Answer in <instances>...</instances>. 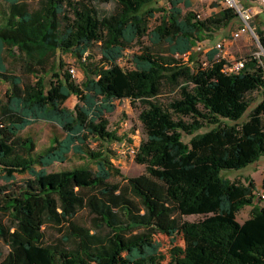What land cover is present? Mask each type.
<instances>
[{
	"label": "trees",
	"instance_id": "1",
	"mask_svg": "<svg viewBox=\"0 0 264 264\" xmlns=\"http://www.w3.org/2000/svg\"><path fill=\"white\" fill-rule=\"evenodd\" d=\"M159 1L0 3V82L10 88L0 101V216L7 218L0 220V240L10 247L6 256L0 252V264H264V173L261 193L253 178L226 177L264 157V58H246L234 75L224 72L216 50L206 55V66L199 63L194 47L240 20L236 10L202 20L181 8H191L189 0H167V9ZM110 4L116 11L106 13L102 7ZM253 30L264 48V32ZM144 39L166 45L168 57ZM138 46L129 68L122 67ZM188 52V61L174 58ZM67 54L79 62L81 83L59 58ZM5 55L23 60V72L35 81L24 84L10 74ZM166 85L174 90L168 104L161 101ZM255 94L262 97L256 105ZM73 97L72 109L66 103ZM123 98L143 108L145 139L134 159L145 173L130 179L109 146L128 149L133 140L110 130L104 110ZM41 121L58 126L62 136L39 152L22 133ZM71 158L80 165L49 171ZM246 207L252 210L240 223ZM81 211L90 214L91 227L76 222ZM191 216L202 219L183 220ZM49 229L61 234L57 242L46 240ZM179 233L183 245L167 253L153 242L157 234Z\"/></svg>",
	"mask_w": 264,
	"mask_h": 264
},
{
	"label": "rangeland",
	"instance_id": "2",
	"mask_svg": "<svg viewBox=\"0 0 264 264\" xmlns=\"http://www.w3.org/2000/svg\"><path fill=\"white\" fill-rule=\"evenodd\" d=\"M238 5H242L245 8L251 9L253 18L250 24L255 28L259 29L261 32H264V13L263 8L258 3H252L247 0H235ZM4 0H0V3H3ZM191 3V8L187 9L185 7L184 3H181V8L183 11L186 12H194L195 14H199L202 18V20L208 19L214 14L219 13L222 9L230 7L227 0H221L219 2H216L214 0H189ZM32 6L35 7L36 4L32 3ZM157 7L167 9L169 8V3L167 0H160L157 4ZM103 10L106 13H112L116 11V6L110 4L102 7ZM162 17L161 13H158L156 17L151 21L150 27L154 28L156 25L159 24V20ZM241 22L240 20L234 22L233 24L229 25L226 28H222L218 31H216L215 34H213V38H208L203 42V49L198 53V58L201 57L200 60H198L199 63L203 62L204 60V53L209 52L211 50H215L216 44L220 43L221 41H227L229 42L231 40V34L232 32L236 31L238 27L240 26ZM253 28V29H254ZM255 31V30H254ZM257 36V34H256ZM257 38H259L257 36ZM143 45L145 47H150L154 49V51L157 54H162L164 57H168V47L161 46L158 48H155L151 46V44L148 42L147 39L143 40ZM262 45L256 37L249 33L245 36H243L241 39L237 41H232L230 44L226 46L225 51H223L220 55L221 57H225L228 60H234L239 58H248V57H254L259 59L260 57H263V50L261 49ZM141 50V47H136L132 51H129V54L127 57L124 58V60L121 62V66L124 68H129V56L131 53H137ZM92 58L93 61H98L100 59L99 49L98 46H95L92 50ZM61 59V62L65 65V70L75 69V77L74 79L81 83L85 76L83 71L81 70L79 66V62L77 59L72 56L71 54L67 55H61L59 57ZM58 60V57L55 59ZM5 61L8 68V72L10 74H15L23 79V83H33L35 81L34 77L31 75H28L23 72V60H21L19 57H16L14 59L9 58L7 55H5ZM92 62V61H91ZM10 88L9 85L3 82H0V101L4 100L5 96L8 94ZM174 97V90L170 85H166L164 88V93L161 96V101L164 104H168L170 100ZM254 98L256 100V105L259 103L262 99L260 94H255ZM78 103L77 99L73 97L70 99L66 106L69 108H74L76 104ZM142 105L140 103L133 104L128 99H120L117 100L112 107H105V117L109 121V128L111 131H116L118 136H130L132 140H136L137 143L141 140L145 139V135L142 129V124L140 122L139 116L142 111ZM207 129L202 130L200 133L206 132ZM24 137H32L37 142V148L38 151H42L43 149L47 148L50 145L51 140L54 136H62V130L54 125L50 124L44 121L37 122L31 127H29L26 131L22 133ZM135 136V139L132 137ZM191 137L185 135L183 140L184 142L188 143L190 141ZM98 143H93V147H96ZM124 144H118L114 143L109 146V149H111L114 153L118 154V157H114L113 163L116 165L117 168L121 170L122 175L125 179L130 178H136L140 175H143L145 173V167L138 165L135 163L134 156L128 152V150L123 146ZM80 165V162H78L76 159L71 158L67 163L65 164H55L51 168H49L50 172H57L61 171L63 169H71L76 166ZM39 169V168H38ZM264 173V157L260 159L259 162L254 164L253 166H249L246 169L240 170V171H233L229 172V174H226V177H228L231 180H240L244 181L246 178L250 177L253 178L256 182L258 192L261 193L262 190V177ZM17 180L22 181L24 179L29 178L28 174L25 175H17ZM115 183H120L125 185L126 182L122 178H118L114 180ZM4 182L0 180V185H3ZM256 202H258L256 200ZM264 205V203H262ZM251 208L246 207L243 209L237 219L241 223L243 222ZM202 219V217L197 216H191V217H184L183 220L186 221H198ZM0 220L7 224V218L4 216H0ZM76 222L82 226L85 227H91V216L87 211H81L76 218ZM61 238V234L57 233L53 229H49L46 232V240L49 243H55ZM174 240V243H173ZM153 242L159 243L161 245V252L167 253L169 252L174 246H182L183 245V239L181 234L170 236L168 234H157L154 236ZM10 251V247L7 246V244L0 240V252L6 256Z\"/></svg>",
	"mask_w": 264,
	"mask_h": 264
},
{
	"label": "built area",
	"instance_id": "3",
	"mask_svg": "<svg viewBox=\"0 0 264 264\" xmlns=\"http://www.w3.org/2000/svg\"><path fill=\"white\" fill-rule=\"evenodd\" d=\"M214 1L219 2L221 0H214ZM227 2L229 3L230 8H233V9L236 10L237 14L239 15L241 24H240V26L238 27V29L236 31L232 32L231 40L229 42L221 41L220 43L216 44L214 49L218 52V54L216 56V59L218 61H222V60L226 61V64L224 66V72L226 74H229V75H234V74L240 73L245 68L246 59L245 58H239V59H234V60H228L225 57H221L220 58L219 54H221L223 51H225L226 46L228 44H230V42L237 41V40L241 39L243 36H245V35H247L249 33L253 34L256 37V39L258 40V42H260V41H259V38H257L255 31L253 30V28L250 25V22L252 21V18H253L252 10L248 9V8H245L242 5H238V3L235 0H227ZM258 4L263 7L264 0H259ZM198 18L201 19V16L198 15ZM202 49H203V43H199V44H197L194 47L192 52L198 54L200 51H202ZM192 52H188L186 54L176 53L174 55V58L177 59V60L188 61V60H190ZM209 52L204 53V59H203L204 61L203 62H204L205 66L208 64L206 55ZM200 59H201V57L199 58V60ZM69 71H70V73L72 74L73 77L76 76L74 68L70 69ZM132 138L135 139V136H133ZM140 142L141 141H139L137 143L136 140L135 141L133 140V143L127 149L128 152L130 154H132V156H134V157H135V155L138 152V148L140 146ZM262 198L264 199V195H262Z\"/></svg>",
	"mask_w": 264,
	"mask_h": 264
},
{
	"label": "crops",
	"instance_id": "4",
	"mask_svg": "<svg viewBox=\"0 0 264 264\" xmlns=\"http://www.w3.org/2000/svg\"><path fill=\"white\" fill-rule=\"evenodd\" d=\"M262 179H263V177H262ZM250 208H251V210H252V207H250ZM251 210H250V212H251ZM250 212H249L248 216H247L245 219H243V220H246V219L249 218Z\"/></svg>",
	"mask_w": 264,
	"mask_h": 264
},
{
	"label": "water",
	"instance_id": "5",
	"mask_svg": "<svg viewBox=\"0 0 264 264\" xmlns=\"http://www.w3.org/2000/svg\"><path fill=\"white\" fill-rule=\"evenodd\" d=\"M262 50H263V52H264V48H263V46H262V48H261ZM263 55V58H264V53L262 54Z\"/></svg>",
	"mask_w": 264,
	"mask_h": 264
}]
</instances>
